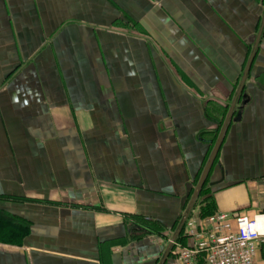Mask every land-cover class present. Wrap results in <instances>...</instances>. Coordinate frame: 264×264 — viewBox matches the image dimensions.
<instances>
[{"label":"crops","instance_id":"obj_1","mask_svg":"<svg viewBox=\"0 0 264 264\" xmlns=\"http://www.w3.org/2000/svg\"><path fill=\"white\" fill-rule=\"evenodd\" d=\"M203 199L264 210V0H0V264H177Z\"/></svg>","mask_w":264,"mask_h":264},{"label":"built area","instance_id":"obj_2","mask_svg":"<svg viewBox=\"0 0 264 264\" xmlns=\"http://www.w3.org/2000/svg\"><path fill=\"white\" fill-rule=\"evenodd\" d=\"M182 233L186 244L171 242L177 264H255L257 248L264 243V210L252 217L220 211L200 216L191 210Z\"/></svg>","mask_w":264,"mask_h":264},{"label":"water","instance_id":"obj_3","mask_svg":"<svg viewBox=\"0 0 264 264\" xmlns=\"http://www.w3.org/2000/svg\"><path fill=\"white\" fill-rule=\"evenodd\" d=\"M261 29H262V28H261ZM261 29H260V31H261ZM260 31H258V32H259V34H258V38H259V36H260ZM256 41H258V39H257ZM253 56H254V51L252 52V54L250 55V57H248V61H247L246 67H245V69H244V71H243L244 73H243V76H242L241 83H243V81H244V79H245V77H246V74L248 73L247 71H249L250 65H251L252 60H253V59H252ZM241 83H240V85H241ZM240 88H242V85L240 86ZM228 118H229V116L227 117L226 122L228 121ZM226 122H225V123H226ZM225 125H226V124H223V127H222L221 132H220V136L217 137L218 139H217V141H216V143H215V145H214V148H213V150H212V153H211V156H210L209 162L212 161V160L214 159V156H215V154H216V152H217L216 150H217V149L219 148V146H220L221 136H222V134H223V131H224ZM206 170H207V168L205 169L204 172H206ZM204 174H205V173H204ZM203 182H204V177L202 176L201 179H200V181L198 182L196 188L194 189V194H193V197H192V199H191V202L189 203L190 205H189V207H188V210H190V208H191V206H192V203L194 202V200H195V198H196V196H197V194H198V192H199V189L202 188ZM187 212H188V211H187ZM187 215H188V213H185V215L183 216V219H182V221H181V225L184 224V221H185ZM173 240H174V238L169 242V243H170V244H169V247L172 245L171 242H172Z\"/></svg>","mask_w":264,"mask_h":264},{"label":"trees","instance_id":"obj_4","mask_svg":"<svg viewBox=\"0 0 264 264\" xmlns=\"http://www.w3.org/2000/svg\"><path fill=\"white\" fill-rule=\"evenodd\" d=\"M206 200L207 199H203V200H199L198 202H196V203H198L197 205H198V208H199L198 211L200 213V216L208 215V214H211V213L215 212L213 210H209V209L206 208V204H205Z\"/></svg>","mask_w":264,"mask_h":264}]
</instances>
